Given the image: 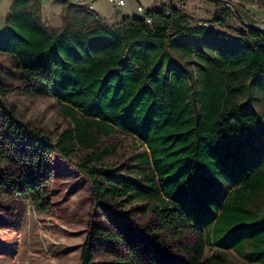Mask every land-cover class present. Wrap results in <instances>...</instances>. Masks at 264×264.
<instances>
[{"label":"trees","instance_id":"trees-1","mask_svg":"<svg viewBox=\"0 0 264 264\" xmlns=\"http://www.w3.org/2000/svg\"><path fill=\"white\" fill-rule=\"evenodd\" d=\"M53 1L62 5L58 28L41 18L42 0H13L0 53L21 71L24 95L56 98L70 126L53 141L20 121L0 82V194H31L48 211L41 169L51 177L49 156L68 158L80 147L90 152L76 166L110 225L89 228L81 264H93L104 241L121 242L128 258L101 264H228L229 251L264 264V114L253 107L264 94V27L219 0H205L215 12L202 24L169 5L114 26L84 6ZM231 15L240 28L230 27ZM118 131L146 145L136 160L148 169L104 161L110 151L97 145ZM15 160L26 169L12 171ZM139 202L155 225L133 221L126 208ZM192 230L201 240L185 257L173 253L167 238Z\"/></svg>","mask_w":264,"mask_h":264},{"label":"rangeland","instance_id":"rangeland-1","mask_svg":"<svg viewBox=\"0 0 264 264\" xmlns=\"http://www.w3.org/2000/svg\"><path fill=\"white\" fill-rule=\"evenodd\" d=\"M68 1L91 7L99 19L110 25L128 19L143 18L149 10L169 5L183 7L194 24L208 22L215 12L214 7L205 0H125V5L117 7L107 0ZM231 1L236 9L239 6L244 7L255 18L256 26L264 27L262 24L264 11L257 7V0ZM12 2L13 0H0V29L5 24ZM139 6L144 8L143 12L138 10ZM40 16L48 26L58 28L62 25V5L53 0H42ZM227 21L232 28L237 29L241 26L233 15ZM216 28L222 32H232L228 27ZM21 74L11 57L0 53V82L5 89L4 98L8 105L16 112L20 121L41 130L56 141L70 126V121L61 114V106L56 98L48 95L33 98L25 96ZM257 97L253 107L264 114V94H258ZM260 128L264 130V123ZM3 136L4 126L0 122V142ZM97 148L109 149L110 153L104 157L109 166L128 171L133 165L136 172L148 169L136 160L138 154L147 151L146 145L123 131L103 136ZM88 152L90 151L77 147L76 152L68 158L59 153L49 156L47 168L52 171L51 177L47 176L44 168L41 169L42 173L38 179L36 177L37 181L41 179L46 182L44 184L49 193L46 202L50 203L46 212L37 210L31 194L22 197L12 190L0 194V264H81L82 248L89 228L92 225L110 228L101 211L92 203L90 181L76 166L80 158L86 156ZM8 167L17 172L26 169L16 160L10 162ZM261 200L264 209V196ZM140 205V202L133 203L126 208L131 213L133 221L137 224L155 225L152 212L144 213L138 209ZM160 235L170 236L165 232ZM167 240L172 243L173 253L185 257L186 248L199 242L201 235L192 230L172 235ZM213 250V247L206 246V256H210ZM127 258L128 251L121 242L104 241L94 253L93 264ZM228 258V264H252L234 251H229Z\"/></svg>","mask_w":264,"mask_h":264},{"label":"built area","instance_id":"built-area-1","mask_svg":"<svg viewBox=\"0 0 264 264\" xmlns=\"http://www.w3.org/2000/svg\"><path fill=\"white\" fill-rule=\"evenodd\" d=\"M107 1L109 3H111V4H113L114 7L125 5V0H107ZM85 7L88 8L89 11H94L91 7H87V6H85ZM257 7L261 8V10L264 11V7H260L259 4L257 5ZM138 10L141 11V12H143L144 11V8L142 6H139L138 7ZM146 22H147V24H152V19L150 17H146Z\"/></svg>","mask_w":264,"mask_h":264},{"label":"water","instance_id":"water-1","mask_svg":"<svg viewBox=\"0 0 264 264\" xmlns=\"http://www.w3.org/2000/svg\"><path fill=\"white\" fill-rule=\"evenodd\" d=\"M219 1H221L222 3H224L230 7H233V9H235V4L231 0H219ZM117 13H120V11H117Z\"/></svg>","mask_w":264,"mask_h":264},{"label":"crops","instance_id":"crops-1","mask_svg":"<svg viewBox=\"0 0 264 264\" xmlns=\"http://www.w3.org/2000/svg\"><path fill=\"white\" fill-rule=\"evenodd\" d=\"M113 24H114V25H117V24H120V23H119V22H115V23H113ZM113 24H112V26H114ZM109 25H110V23H109Z\"/></svg>","mask_w":264,"mask_h":264}]
</instances>
